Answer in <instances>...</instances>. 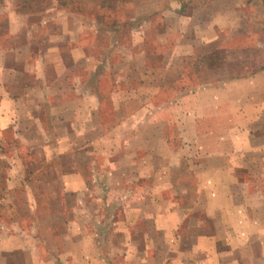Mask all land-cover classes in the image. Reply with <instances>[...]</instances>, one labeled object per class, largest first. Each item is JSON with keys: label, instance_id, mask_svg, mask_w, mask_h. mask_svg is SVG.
I'll list each match as a JSON object with an SVG mask.
<instances>
[{"label": "rangeland", "instance_id": "rangeland-1", "mask_svg": "<svg viewBox=\"0 0 264 264\" xmlns=\"http://www.w3.org/2000/svg\"><path fill=\"white\" fill-rule=\"evenodd\" d=\"M0 10L20 20L24 37L39 39L34 43L36 57L63 55L40 72L42 78L35 77L32 68L26 71L30 100L22 107L23 115L30 113V118L20 122L27 127L23 135L10 125L0 130V205L6 192L15 190L12 202L18 221L24 224L29 214L26 208L34 205L48 222L59 221L69 229L88 224L96 252L111 248L117 253L118 247L98 243L114 235L111 224L119 218L116 211L118 202L125 200L122 196L139 197L137 183L126 182L133 172L130 160L154 153L145 148L153 132V136L161 135L155 149L159 159L157 202L159 206L175 203L186 212L197 183L188 167L205 155L230 152L226 132L231 125L230 106L221 82L200 81L221 68L220 78L226 82L225 75L237 63L245 64L246 71L247 62L264 69V0H0ZM5 16L0 15V41L6 35ZM44 39L56 52L43 50ZM245 46L252 47L249 53H241ZM191 47L201 50L194 54ZM218 48L228 51L222 61L212 54L205 56L206 49ZM76 51L78 59L73 54ZM176 53L184 54L180 72L168 65L172 55L179 56ZM170 79L171 87L164 88ZM79 97L83 100L78 102ZM70 99L78 105L73 115L67 109L73 104ZM136 110H141L140 121L148 129L139 149L131 148L134 139L128 135L132 132L125 133L118 126ZM70 121L80 130L77 135L70 132ZM85 125L92 129L88 132ZM235 154L242 177L239 201L249 211V221L239 223L237 229L240 240H249L239 245V257H264V150L249 151L250 158L245 150ZM17 173L22 180L14 182L11 177ZM73 175H80L82 182L74 183ZM77 186L81 191L89 188L88 199L72 195ZM143 188L149 191L151 185ZM164 233L160 231L156 239L152 260L156 264L170 260V264H199V258L208 254L196 250L185 253L192 254L191 260L170 258L176 243L168 242ZM217 250L219 264H226L228 253ZM254 264H264V260Z\"/></svg>", "mask_w": 264, "mask_h": 264}, {"label": "crops", "instance_id": "crops-1", "mask_svg": "<svg viewBox=\"0 0 264 264\" xmlns=\"http://www.w3.org/2000/svg\"><path fill=\"white\" fill-rule=\"evenodd\" d=\"M1 14L6 15V35L0 41V82H3L0 85V130L2 126L10 125L16 134H22L27 127L20 122L30 118V113L23 115L25 107L23 103L30 100V94L26 93L30 90V85L24 80L27 77L26 71L32 68L35 77L42 78L40 72L48 67V64L55 63V59H62L63 55H57L58 57L54 59L51 56L54 55L53 53L49 55V59L43 58L48 62L45 63L43 59L35 55L38 49L34 43L39 42V39L24 37L26 30L24 26L19 25L20 20L13 14L4 13V11ZM19 37L22 38L19 39ZM43 42L46 44L44 51L56 52V48L48 45L47 39ZM191 49L190 52L194 54H198L201 50L199 48L197 52L194 47ZM250 49L252 47L245 46L241 49V53H249ZM204 52L207 53L205 56L210 57L212 54L215 60L221 58L222 61L228 51L218 48L206 49ZM73 54H76L77 59L79 58L78 51ZM180 55L176 57L172 55L168 62V65H174L177 71L182 68L184 54ZM77 64L78 67L82 66L76 61ZM206 64L207 61H204L202 66L205 67ZM247 64V71L243 67L245 64L237 63L234 67L232 65L231 73L228 72L225 75L228 76L226 82L220 78V75L221 77L223 75L221 68L215 69L213 77L207 78L205 75L206 79L200 81V84L221 82V90L230 106L231 125L226 128L229 134L230 152H214L215 154L205 155L188 167V170L197 177V183L194 199L186 212L182 207H176L175 203L159 206L157 202L160 192L159 159H157L158 154L155 149L161 135L157 133L153 136V132H150V141H145L148 143L145 148L154 153H151L150 157L146 154L144 158L131 159L130 165L133 172H130L129 178L126 179V182L134 181L135 185L137 183V189L140 188V191L136 190L139 197L134 195L132 198L129 193L122 196L125 200L118 202V211H116L119 213V218L111 224L114 235L98 243L118 247L117 253H112L111 248L105 253L96 252L88 224L79 223L69 229V225L66 227L59 221L48 222L47 217H43L39 210H35L34 205L26 208L29 213L28 220L24 224L18 221L14 213L16 212V207L13 205L15 202H12L16 193L13 190L6 192L2 200L3 204L0 205V264H132L137 261L142 264H146L145 262L156 264L152 260L156 257L154 256L157 251L156 239L160 231L168 236V242L170 240L176 243L170 252V258L181 256L182 259L188 257L191 260L192 254L185 255V253L197 250L199 253H208L199 258V264H219L221 255L217 253L220 252L217 249L223 248V253H228L229 256L226 264H239L240 262L254 264L257 260H264V257L257 258L254 255H248L247 260L239 257V245L248 244L249 240L243 237L241 241L237 229L240 228L239 223L249 221V211L248 207L241 205L239 201L238 190H240L239 183L242 182V177L240 162H238L239 155L235 153L238 150H245L247 151L246 156L250 158L249 151L264 150V69L250 67L253 65L252 62H247ZM124 68H120L119 71L126 70V67ZM233 69H236L237 73L233 72ZM201 71L203 73V68ZM212 73L210 72L211 76ZM166 75L168 76L169 73ZM3 77H6L7 81H4ZM173 79L164 83L163 87L170 88ZM70 100L73 104L68 105L67 109L71 111L70 115H73L78 105L75 104V99ZM80 100L83 99L79 97L78 102ZM242 104L245 107H242ZM139 115H142L141 110H136L128 116L126 122L118 125L123 126L125 133L132 132L128 137H133L134 143L130 144L134 145L131 147L134 149L142 147L144 137L148 132L147 127H143ZM70 126L72 127V121H70ZM85 126L88 132L92 129V126ZM151 126L153 125H150L153 130ZM79 131L73 127L70 130L73 135H77ZM62 139L64 138L61 137L58 141L60 149ZM167 162L164 164L166 163L168 167ZM11 178L14 182L22 180L21 174L18 173ZM72 181L82 182V178L80 175H73ZM144 184L151 185V189L143 191ZM77 188L78 190L71 192L75 198L79 200L80 195L89 198V188L85 191H81V186ZM78 210L81 212V208L78 207ZM86 210L89 211L90 207ZM245 227L248 228L247 225ZM220 233H225V235ZM116 258L119 259V263L115 262Z\"/></svg>", "mask_w": 264, "mask_h": 264}]
</instances>
